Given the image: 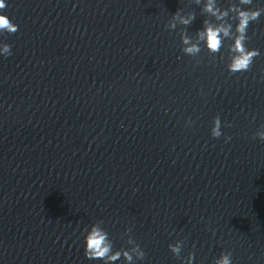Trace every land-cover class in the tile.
Listing matches in <instances>:
<instances>
[{
	"label": "clouds",
	"instance_id": "clouds-1",
	"mask_svg": "<svg viewBox=\"0 0 264 264\" xmlns=\"http://www.w3.org/2000/svg\"><path fill=\"white\" fill-rule=\"evenodd\" d=\"M194 3L200 5L202 0H194ZM253 0H238V3H230L227 8H222L218 0H205L201 12L214 19H204L203 26L195 34V40L188 34L187 28L195 20V13L192 11L183 14L182 9H178L166 24L169 30H175L178 26L181 28L180 37L182 42V52L190 57H197L201 52V43L207 48L209 54L220 53L224 46L225 39L231 40L228 45L230 62L227 65L230 74L242 73L250 70L254 59L260 55L258 49H248L246 41L248 28L251 23L259 21L264 14V7L242 8L241 5H252ZM7 8L5 0H0V13ZM231 21H236L235 26ZM19 26L15 24L7 15L0 14V34H15ZM0 55L8 57L12 55L11 45L0 43ZM194 123L188 121V126ZM221 118L216 115L213 118L211 135L219 138L222 135ZM225 126L230 127V123ZM255 137L264 141V125L255 133ZM230 136H225V141L230 140ZM102 221L91 225L90 230L86 227L85 250L84 255L89 260H100L103 264H115L122 257L125 264H136V261H143L146 253L141 246L136 243L130 235L131 228L126 229L124 236H127L126 243L128 248L121 247L119 250H113V241L109 238L108 232L101 226ZM184 246L183 240H177L174 244H169V250L178 259L181 258V252ZM195 254L189 252L188 256L181 260V264H193ZM214 264H232V252H221L220 256L214 260Z\"/></svg>",
	"mask_w": 264,
	"mask_h": 264
}]
</instances>
